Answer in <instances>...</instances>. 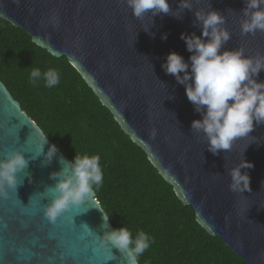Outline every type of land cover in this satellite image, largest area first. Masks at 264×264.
<instances>
[{
	"label": "water",
	"instance_id": "1",
	"mask_svg": "<svg viewBox=\"0 0 264 264\" xmlns=\"http://www.w3.org/2000/svg\"><path fill=\"white\" fill-rule=\"evenodd\" d=\"M179 2L169 0V14L138 19L126 0H0V18L53 57H66L183 205L194 209L200 226L247 264H264V125L231 150L213 155L204 134L191 129L202 113L195 111L184 85L162 68L173 51L190 63L192 53L181 33L202 35L196 10L226 17L223 27L232 36L221 52L243 48L245 55H264V32L241 34L245 0H192L193 9L183 12ZM257 79L264 81V70ZM45 136L0 81V158L7 150L25 152L31 174L29 182L20 173L23 184L9 189L8 198L0 197V264H127L118 249L101 245L99 235L114 228L95 191V203L73 206L54 224L45 217L51 194L44 191L55 184L50 174L71 167L59 150L43 165L53 144L46 136L43 145ZM243 158L254 164L242 169L250 175L251 191L233 192L229 170Z\"/></svg>",
	"mask_w": 264,
	"mask_h": 264
},
{
	"label": "trees",
	"instance_id": "2",
	"mask_svg": "<svg viewBox=\"0 0 264 264\" xmlns=\"http://www.w3.org/2000/svg\"><path fill=\"white\" fill-rule=\"evenodd\" d=\"M33 67L55 68L59 85H31ZM0 81L71 162L76 153L100 157L104 182L95 193L113 228L127 226L133 236L143 230L153 238L139 264H247L200 226L194 209L183 205L69 60L53 57L1 18Z\"/></svg>",
	"mask_w": 264,
	"mask_h": 264
},
{
	"label": "clouds",
	"instance_id": "3",
	"mask_svg": "<svg viewBox=\"0 0 264 264\" xmlns=\"http://www.w3.org/2000/svg\"><path fill=\"white\" fill-rule=\"evenodd\" d=\"M14 2L19 4L20 0ZM126 4L138 19L145 18L149 13L155 17L171 12L169 0H126ZM245 5L242 9L241 34L264 32V0H245ZM178 9L180 12L192 10V0H180ZM180 12L174 15L178 19L181 18ZM195 17L196 25L202 28V35L181 33L187 50L192 53L190 63L173 51L167 55L162 68L184 85L186 96L195 111L202 113V119L194 120L191 129L202 132L208 151L219 155L221 150H231L239 138L250 136L257 126L264 125V81L257 79L264 70V55L248 56L243 48L221 52L232 36L223 27L226 17L216 10H196ZM144 30L150 32L149 28ZM162 39H167V34ZM28 82L33 86L42 82L45 88L53 89L60 83V73L55 68L41 71L33 67ZM46 142L45 136L42 138L43 145ZM253 142L257 141L254 139ZM57 151L55 144L48 148L44 166L51 163ZM43 153L44 147L33 159ZM70 165V168L63 166L60 171L51 173L50 179L55 184L44 191L51 194L50 202L44 207V215L53 224L73 206H81L89 200L95 203L93 193L103 186L104 173L98 155L76 153ZM28 166L29 159L25 152H4L3 158H0V197L8 198L9 189L17 190L23 184L18 182L20 173H24V177L27 176L31 182ZM253 167L252 162L243 158L229 170L231 191H251L250 175L242 169ZM102 227L109 228L107 222ZM85 228L89 233L93 232L87 225ZM99 237L102 247L110 251L112 248L118 249L126 257L127 264H137L138 258L154 242L143 230L133 236L127 226L106 230ZM109 259H116V256L111 255Z\"/></svg>",
	"mask_w": 264,
	"mask_h": 264
}]
</instances>
